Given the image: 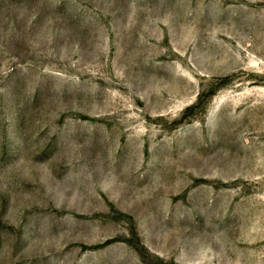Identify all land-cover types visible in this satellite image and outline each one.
Listing matches in <instances>:
<instances>
[{
  "label": "rangeland",
  "instance_id": "rangeland-1",
  "mask_svg": "<svg viewBox=\"0 0 264 264\" xmlns=\"http://www.w3.org/2000/svg\"><path fill=\"white\" fill-rule=\"evenodd\" d=\"M0 264H264V0H0Z\"/></svg>",
  "mask_w": 264,
  "mask_h": 264
}]
</instances>
